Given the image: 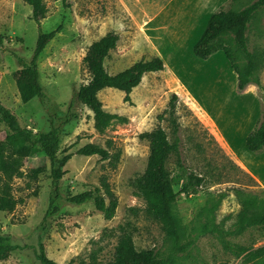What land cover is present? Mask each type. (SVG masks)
Here are the masks:
<instances>
[{"label":"rangeland","instance_id":"374dc122","mask_svg":"<svg viewBox=\"0 0 264 264\" xmlns=\"http://www.w3.org/2000/svg\"><path fill=\"white\" fill-rule=\"evenodd\" d=\"M253 1L45 0L48 13L42 20L43 30L50 31L60 23L63 29L39 59L42 95L24 103L14 78L18 69L16 56L32 57L39 30L28 3L0 0V101L17 114L22 126L35 132L61 126L59 155L74 153L61 182L64 196L82 192L91 183L98 184L105 174L118 198L112 219H106L93 201L75 205L63 200L60 213L44 221L52 177L50 161L44 152H38L25 161L23 169L29 171L45 164L47 170L37 181L15 178L14 194L20 202L12 213L0 212V234L20 246L0 264H41L37 257L40 238L47 255L61 264H89L91 252L98 248H102L99 261L106 263L113 259L120 225L132 230L139 250L156 248L160 256H172V264H264V260L247 262L244 254L227 249L217 234L195 239L194 231L196 224L208 220L212 206L216 205V222L231 229L243 197L254 196L264 202L263 186L230 151L232 145L238 152L243 151L247 121H254L253 128L259 122L264 107V66L259 73L260 84H250L246 89L258 97L255 109L252 97L238 92V78L225 52L214 53L206 65L193 52L194 42L201 35L196 32L201 14L220 8L240 9ZM164 6L159 18L162 26L155 32L148 24L149 17ZM111 31L120 38L105 61L110 73L157 55L163 59L166 56L167 65L162 71L146 73L131 93L130 101H125V92L116 88H105L99 93L104 108L121 116L105 134L95 129L94 113L83 104L76 106L79 118L62 125L74 92L90 78L84 64L87 50ZM247 35L250 50L264 51V8L250 24ZM194 36L197 39L189 44ZM232 46L238 61L244 63L246 59L234 41ZM173 93L179 95L178 133L170 113ZM157 125L166 130L171 141L180 138L179 153H172L167 163L174 189L179 191L191 172L204 178L202 185L191 188L189 194L181 193L174 206L184 247L176 246L167 237L161 222L148 212L146 199L137 195L135 179L144 172L150 154L149 141L141 134ZM9 133V126L0 117V140ZM89 142L108 147L112 159L101 161L98 156L76 153ZM258 169L262 172L264 167ZM106 228H113L114 232L104 234ZM224 238L233 245H264V228L255 227Z\"/></svg>","mask_w":264,"mask_h":264},{"label":"trees","instance_id":"16d2710c","mask_svg":"<svg viewBox=\"0 0 264 264\" xmlns=\"http://www.w3.org/2000/svg\"><path fill=\"white\" fill-rule=\"evenodd\" d=\"M24 1L32 7L31 18L36 22L39 30L32 57L27 59L24 56H16L18 69L14 71V78L22 102L27 103L36 97H40L43 93L39 59L48 43L62 31L63 23L50 31H44L42 20L47 17L48 13L45 0ZM263 8L264 0H255L240 9L234 7L220 8L212 12L204 31L193 46L194 54L204 60L220 50L224 51L233 70L237 73V90L240 93L246 90L250 84H260L259 73L264 66V51L250 50L247 33L250 24ZM119 38L116 32L111 31L90 45L84 57V64L90 78L74 92L62 125L79 118V111L76 106L83 104L94 113L95 129L100 134H105L112 122L115 119H121V116L104 108L99 93L105 88H116L125 92V101H130L131 93L142 82L146 73L164 70V59L157 55L151 60H140L118 73H110L106 68L105 61L110 52L117 47ZM233 41L245 57L244 63L238 61L237 51L232 46ZM178 98L179 95L173 93L170 101L172 125L176 133L180 130V124L176 117ZM260 111L259 122L246 137V147L253 154L264 152V107ZM0 117L10 128V133L6 138L0 140V212L12 213L20 202L14 194L13 182L15 178L27 177L37 181L39 176L47 170L45 164L32 167L29 171L23 169L27 159L38 152H44L50 161L52 177L50 203L44 221L60 213L63 200L75 205L93 201L96 208L104 213L106 219H112L115 216L118 198L105 174L100 177L98 184L91 183L90 188L74 195H63L61 182L67 173L65 166L74 153L66 152L63 156L59 155L63 135L60 125H53L47 131L35 132L29 127L22 126L17 114L1 101ZM160 118L163 117L160 116ZM141 136L149 141L150 154L144 172L135 179L137 195L146 199L148 212L161 222L167 237L176 246L184 247L181 245L182 234L174 206L181 193L189 194L191 188L202 185L204 178L191 172L188 175L187 183L179 191H176L167 163L172 153H179L180 138L171 141L161 125L142 133ZM76 153L84 156H98L101 161H110L113 157L108 147L96 142L83 145ZM240 203L241 208L236 215L234 227L231 229H225L223 224L216 222V205L210 207L208 220L194 226V231L197 233L195 239L200 235L217 234L222 237L227 249H232L239 255L244 254L247 262L261 263L264 260V245L255 246L256 243L250 247L239 244L233 245L224 238L225 235H240L251 228H264V202H259L258 198L254 196H245ZM113 232V228L104 230V234L108 235ZM195 239L189 242L186 247L190 246ZM18 248H20L19 245L10 243L7 237L0 234V261L8 259L12 252ZM101 249L98 248L91 252L89 264L173 263L172 256H160L156 248L139 250L136 247L132 230L124 225L119 226L118 243L113 259L106 263L99 261ZM37 257L41 264H61L47 255L41 238L39 239ZM68 264H72V262Z\"/></svg>","mask_w":264,"mask_h":264},{"label":"crops","instance_id":"0c3cea01","mask_svg":"<svg viewBox=\"0 0 264 264\" xmlns=\"http://www.w3.org/2000/svg\"><path fill=\"white\" fill-rule=\"evenodd\" d=\"M164 8H165V6L160 11H157L156 13H154L153 15H151L149 17V20H148L149 23L148 24L149 25L151 24L150 26H151L152 30H155V32H157L158 31L157 29L162 26V23H161V21H159V18L161 17ZM211 13H212V11H208L207 13L203 14V16H202V14L199 16V18H198L199 25L196 28L197 29L196 30L197 35L199 33L202 34V32L204 31V29H205L204 27L206 26L207 21H208L210 15H211ZM202 29H203V31H202ZM196 36H194L193 39H191L189 41V44L193 43L197 39ZM196 41L194 42V44L196 43ZM220 51H222V50H220ZM160 56L163 58L162 55H160ZM199 59H201V58H199ZM208 59H206V60L202 59V60L205 61V62H203L205 65L208 64V62H209ZM164 62H165V66H166L167 65L166 56H164ZM160 71H162V70H160ZM234 76H237V73L236 72L234 73ZM241 94H243V95H250V97H252L251 99L253 100V107L255 108V107L258 106V97H257L256 94L247 93V90H244L243 92H241ZM255 109H257V108H255ZM253 123H254V121L253 122L247 121V125L248 124L249 125L247 126V129L245 130V132L243 134V139H245V146H246V137L249 134V132L252 130V128H253V125L252 124ZM228 136L231 137V135H228ZM231 147L232 148H230V151L233 152L235 159L238 162H240L242 164L243 168L246 169L247 171H249L254 176L255 180H257V182H259L263 186V188H264V175L262 174V172L264 173V169L262 170V172L258 169L259 166H263L264 167V152H262L260 154H253L252 152L249 153L248 152L249 150L247 149V147H245L244 149H242L243 151H239L238 152L237 150H235V148L233 149L234 145H232ZM240 156L243 157L244 158V161L246 160L248 163H243L242 160L239 158Z\"/></svg>","mask_w":264,"mask_h":264}]
</instances>
